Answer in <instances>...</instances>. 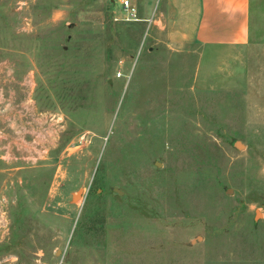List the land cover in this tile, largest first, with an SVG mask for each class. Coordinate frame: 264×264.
Instances as JSON below:
<instances>
[{
  "label": "rangeland",
  "instance_id": "374dc122",
  "mask_svg": "<svg viewBox=\"0 0 264 264\" xmlns=\"http://www.w3.org/2000/svg\"><path fill=\"white\" fill-rule=\"evenodd\" d=\"M127 17L0 0V264H264V103Z\"/></svg>",
  "mask_w": 264,
  "mask_h": 264
},
{
  "label": "crops",
  "instance_id": "0c3cea01",
  "mask_svg": "<svg viewBox=\"0 0 264 264\" xmlns=\"http://www.w3.org/2000/svg\"><path fill=\"white\" fill-rule=\"evenodd\" d=\"M145 0L149 47L193 62L197 89L264 103V0ZM139 11V10H138Z\"/></svg>",
  "mask_w": 264,
  "mask_h": 264
},
{
  "label": "built area",
  "instance_id": "2783aa9c",
  "mask_svg": "<svg viewBox=\"0 0 264 264\" xmlns=\"http://www.w3.org/2000/svg\"><path fill=\"white\" fill-rule=\"evenodd\" d=\"M123 10L128 14L127 21L139 22L141 19L138 17V8L133 4V0H120ZM9 226V218L6 210L0 205V237L6 233Z\"/></svg>",
  "mask_w": 264,
  "mask_h": 264
},
{
  "label": "water",
  "instance_id": "95a60500",
  "mask_svg": "<svg viewBox=\"0 0 264 264\" xmlns=\"http://www.w3.org/2000/svg\"><path fill=\"white\" fill-rule=\"evenodd\" d=\"M238 147H241L242 145L240 143L237 144ZM159 166V163L157 164ZM115 191L119 194H123L122 191H120L119 189H115ZM82 191H79L77 195H75L74 199H78L81 195Z\"/></svg>",
  "mask_w": 264,
  "mask_h": 264
}]
</instances>
